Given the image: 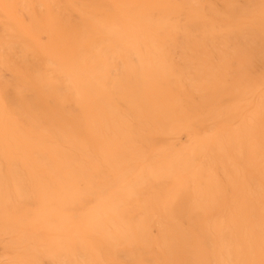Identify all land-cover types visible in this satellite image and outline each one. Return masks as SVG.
I'll return each instance as SVG.
<instances>
[{
    "label": "bare ground",
    "instance_id": "bare-ground-1",
    "mask_svg": "<svg viewBox=\"0 0 264 264\" xmlns=\"http://www.w3.org/2000/svg\"><path fill=\"white\" fill-rule=\"evenodd\" d=\"M0 264H264V0H0Z\"/></svg>",
    "mask_w": 264,
    "mask_h": 264
}]
</instances>
